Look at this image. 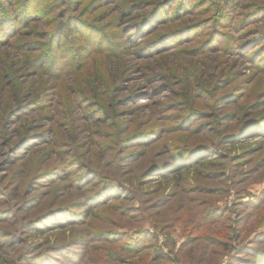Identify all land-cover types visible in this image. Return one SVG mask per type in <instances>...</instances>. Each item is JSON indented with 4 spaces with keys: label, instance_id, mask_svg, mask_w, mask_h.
<instances>
[{
    "label": "rangeland",
    "instance_id": "rangeland-1",
    "mask_svg": "<svg viewBox=\"0 0 264 264\" xmlns=\"http://www.w3.org/2000/svg\"><path fill=\"white\" fill-rule=\"evenodd\" d=\"M0 264H264V0H0Z\"/></svg>",
    "mask_w": 264,
    "mask_h": 264
}]
</instances>
